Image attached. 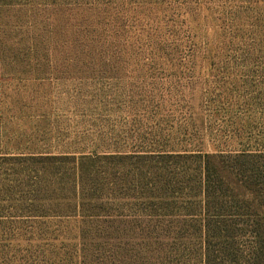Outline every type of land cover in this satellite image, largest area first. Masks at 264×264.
I'll return each mask as SVG.
<instances>
[{
  "label": "rangeland",
  "instance_id": "1",
  "mask_svg": "<svg viewBox=\"0 0 264 264\" xmlns=\"http://www.w3.org/2000/svg\"><path fill=\"white\" fill-rule=\"evenodd\" d=\"M242 146H264V0H0V150L82 160L100 214L0 236V264H198L162 186ZM73 168L43 166L55 213Z\"/></svg>",
  "mask_w": 264,
  "mask_h": 264
},
{
  "label": "trees",
  "instance_id": "2",
  "mask_svg": "<svg viewBox=\"0 0 264 264\" xmlns=\"http://www.w3.org/2000/svg\"><path fill=\"white\" fill-rule=\"evenodd\" d=\"M178 158L196 159V166L189 169L191 173L182 176L183 180L163 184L162 189L164 198L168 199V192L172 190L174 196L166 202L171 206L178 194L186 192L181 205L187 219L181 222V227L185 231L191 230L190 233L197 234L200 239L198 264H264V146H242L233 154L207 153ZM70 160L74 163V181L69 190L72 198L71 201L64 199L66 202L63 204L58 202L66 209L59 214L50 210L52 205L48 206L47 201L57 202L58 199L52 190L53 178H49L51 182L48 183L43 177V166ZM0 162L18 166V170L11 174L7 171L13 169L0 168L1 237L19 232L33 223L31 221L39 219L100 215L95 212L87 214L80 200L77 202L83 175L82 160L36 154H3L0 155ZM12 174L20 178L11 179ZM48 175L52 177L50 172ZM42 201H45L44 204H39ZM191 209H195L194 212Z\"/></svg>",
  "mask_w": 264,
  "mask_h": 264
},
{
  "label": "crops",
  "instance_id": "3",
  "mask_svg": "<svg viewBox=\"0 0 264 264\" xmlns=\"http://www.w3.org/2000/svg\"><path fill=\"white\" fill-rule=\"evenodd\" d=\"M11 153V151H9V152H6V151H2V150H0V155H9ZM14 155V154H13Z\"/></svg>",
  "mask_w": 264,
  "mask_h": 264
}]
</instances>
